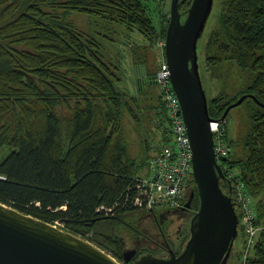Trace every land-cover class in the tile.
Segmentation results:
<instances>
[{
	"label": "trees",
	"instance_id": "obj_1",
	"mask_svg": "<svg viewBox=\"0 0 264 264\" xmlns=\"http://www.w3.org/2000/svg\"><path fill=\"white\" fill-rule=\"evenodd\" d=\"M224 6V32L206 44L205 59L212 68L235 61L249 77L245 94L264 105V0H226ZM73 13L124 26L150 42L165 39L169 23L168 13L157 33L141 0H0V152L10 151L0 157V203L132 264L145 250L161 254L160 242H174L169 223L164 234L147 232L143 220L150 213L133 206L145 163L132 156L124 112L132 115L138 98L125 93L123 67L112 61V51L67 22ZM230 104L208 103L210 118L220 119ZM142 107L152 111L161 153L172 142L162 95ZM257 107L242 139L243 157L226 159L249 195L262 198L255 213L261 231L241 264H264V109ZM220 185L232 198L227 180ZM168 211L178 210L157 212Z\"/></svg>",
	"mask_w": 264,
	"mask_h": 264
},
{
	"label": "water",
	"instance_id": "obj_2",
	"mask_svg": "<svg viewBox=\"0 0 264 264\" xmlns=\"http://www.w3.org/2000/svg\"><path fill=\"white\" fill-rule=\"evenodd\" d=\"M179 1L171 0L164 56L189 139L199 208L190 220V236L181 254L176 256L171 250L167 258L145 254L132 264H228L239 219L233 198L220 185L225 177L215 160L211 118L197 57L198 41L214 0H192L183 21L178 12ZM247 98L264 108L254 96L243 95L225 110L220 121ZM189 205L190 200L184 208ZM0 264L118 263L92 243L0 203Z\"/></svg>",
	"mask_w": 264,
	"mask_h": 264
},
{
	"label": "rangeland",
	"instance_id": "obj_3",
	"mask_svg": "<svg viewBox=\"0 0 264 264\" xmlns=\"http://www.w3.org/2000/svg\"><path fill=\"white\" fill-rule=\"evenodd\" d=\"M141 2L158 33L166 23L165 17L166 15L168 16L170 11L171 0H141ZM225 2L226 0H214L211 13L197 45L198 70L207 102L211 103L220 100V104L223 105L236 103L243 95H246L245 92L250 85L248 74L235 61L228 60L212 68L205 59L206 44L215 33L224 32L223 22L220 20L224 16ZM186 5L184 3L180 7L178 4V12L180 14L188 11L190 6ZM67 22L72 23L82 33L94 37L102 45L104 44L107 47V51L110 50L113 53L112 61L119 67H123L125 79L122 87L128 97H137L139 102V108L136 110V107L132 115H129L126 110L124 112L125 136L129 142L132 156L145 163V167L140 172L135 183L141 182L151 194L147 200L148 206H152L151 211H160L169 203V199L165 196L163 190L159 189V186L164 185V177L167 175L165 170L172 163L166 157V154L174 151L173 144L175 139L172 134L171 146L163 149L161 153L155 151L156 145L160 144L161 136L156 129V125L152 122V111L149 110L148 114H146L142 103L145 100L146 102H154L158 93L163 95V88L158 85L155 78L159 76L162 66L165 64V39L159 38L154 42H150L149 39L140 36L137 32L128 31L124 26L83 14L73 13L67 17ZM256 105L252 99L248 98L240 105L232 108L226 118L221 121L224 129V136H222L221 141L223 146L229 149H226L228 151L227 157L222 161L221 168L223 175L231 180L233 191L242 200L241 204L244 210V213L239 218L241 223L239 224L238 236L234 241L231 257V263L238 260V264H241L242 261L244 262L246 257L251 254V249L261 231V228L255 225V213L257 204L262 198L260 196L254 198L249 195L238 178L237 170L229 168L226 164V159L230 154L233 158L243 157L241 149L242 139L251 126L252 119H250V114L257 110L259 105ZM58 112L65 115V111L62 108L58 109ZM220 119L217 120L220 121ZM169 129L172 132L171 123H169ZM167 149H170V151H167ZM9 154L10 151L8 149H3L0 152V157L4 160ZM160 177H162V180L158 181ZM186 195L187 192L185 190V199ZM145 208L139 207L137 213L150 212L144 210ZM143 222L147 232H155L156 227L150 224V219H144ZM189 224L190 222H187L185 226H181V229L186 231L185 235L180 237L174 235L178 227L177 224L168 227V232L171 234L173 242L176 243V248L179 247L182 250L187 243L190 236ZM156 254L159 255V253ZM115 261L117 260L115 259Z\"/></svg>",
	"mask_w": 264,
	"mask_h": 264
},
{
	"label": "built area",
	"instance_id": "obj_4",
	"mask_svg": "<svg viewBox=\"0 0 264 264\" xmlns=\"http://www.w3.org/2000/svg\"><path fill=\"white\" fill-rule=\"evenodd\" d=\"M155 80L158 85H161L163 88L162 96L164 107L166 109L167 119L172 125V134L175 139L173 144L174 151L166 154V157L170 159L172 163H170L166 168L165 172L167 175L164 177L165 183L163 186L160 185L159 189H162L165 196L169 199V203L164 206L163 209L177 210L183 207L185 190L188 187V181L192 175V153L189 145V139L186 134V128L182 120L179 102L172 91L169 82V72L165 64H163L162 71L159 76L155 78ZM209 127L213 136L215 160L221 168V163L227 157V150H229L223 146L221 141L222 136H224L222 122L217 119H211ZM167 151H170V149H167ZM161 180L162 177H160L158 181ZM225 180H227V184L230 186L231 180L226 177ZM134 190L136 192V197L133 199V206L136 209L139 207H147L144 210L151 211L152 206H148L147 204V200L151 196L148 190H146L141 182L135 184ZM232 195H234L232 198L239 209L240 215L243 214L244 210L241 204L242 200L235 194L233 187ZM240 223L241 221L239 220V224Z\"/></svg>",
	"mask_w": 264,
	"mask_h": 264
},
{
	"label": "flooded vegetation",
	"instance_id": "obj_5",
	"mask_svg": "<svg viewBox=\"0 0 264 264\" xmlns=\"http://www.w3.org/2000/svg\"><path fill=\"white\" fill-rule=\"evenodd\" d=\"M186 200L185 203L183 205V207H181L180 209H177L178 211L174 212V211H168L165 213H158L157 211H150V214H144V216L150 215L148 216V219H150V224L153 227H156L155 231H157L160 234H164V225L168 224L174 225L177 224V229L176 232L174 233V235H178L179 231L182 230L181 228L183 226L186 225L187 222H190L191 218L194 216V214L198 211L199 208V200H198V204H197V200H196V196H197V192L196 189L194 187H187L186 188ZM193 195V196H192ZM192 198V199H191ZM198 199V197H197ZM190 200V205L187 208H184L185 205L187 204V202ZM196 204H197V208H196ZM145 219H147V217H145ZM182 226V227H181ZM146 234V237L148 238L149 241H152L153 239L151 238V236L148 233H144ZM160 247H162V253L157 255V254H152L150 251H144L145 254H151L154 256H157L159 258H167L169 257V251L171 250L176 256H178L179 254H181L182 250L179 248H176L175 242L174 244H170V243H166V242H160ZM231 257H232V253L231 256L229 258L228 264H238V260H236L234 263H231Z\"/></svg>",
	"mask_w": 264,
	"mask_h": 264
}]
</instances>
